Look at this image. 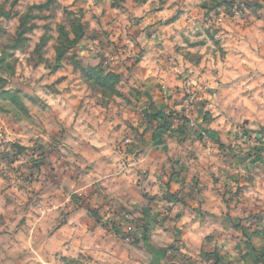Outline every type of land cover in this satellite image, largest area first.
<instances>
[{
  "label": "clouds",
  "instance_id": "clouds-1",
  "mask_svg": "<svg viewBox=\"0 0 264 264\" xmlns=\"http://www.w3.org/2000/svg\"><path fill=\"white\" fill-rule=\"evenodd\" d=\"M0 264H264V0H0Z\"/></svg>",
  "mask_w": 264,
  "mask_h": 264
}]
</instances>
